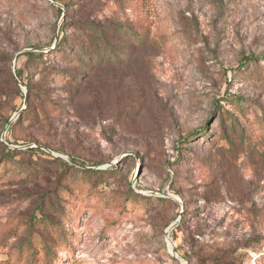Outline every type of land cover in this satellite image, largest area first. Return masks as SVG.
I'll use <instances>...</instances> for the list:
<instances>
[{"label": "rangeland", "instance_id": "374dc122", "mask_svg": "<svg viewBox=\"0 0 264 264\" xmlns=\"http://www.w3.org/2000/svg\"><path fill=\"white\" fill-rule=\"evenodd\" d=\"M62 37L89 57L56 52ZM8 148L22 166L0 173V262L31 264L17 247L53 240L50 221L73 233L63 264H264V0H0V163ZM76 182L148 198L124 219L76 192L71 226Z\"/></svg>", "mask_w": 264, "mask_h": 264}, {"label": "trees", "instance_id": "16d2710c", "mask_svg": "<svg viewBox=\"0 0 264 264\" xmlns=\"http://www.w3.org/2000/svg\"><path fill=\"white\" fill-rule=\"evenodd\" d=\"M71 3L67 4L68 8H71ZM60 11V9H59ZM61 31V30H60ZM88 41L83 43L82 41L78 43H74L71 47L68 44V41L65 37H62L61 42L59 46H57L56 52H60V54L67 53L68 50H72L69 55L73 57V63H81L82 60L81 58L83 57H89L88 54H86V47ZM87 45V46H86ZM73 47V48H72ZM23 55L28 59V60H33L37 63L40 64V66H44V57H46L48 54L46 52H41V51H32V50H27L23 53ZM257 57L251 56L248 58V62L255 60ZM56 74L59 77V80L62 82L66 81H71L72 79V74H69L65 71L62 73H59L56 71ZM16 76L18 79L23 83V71L21 69H16ZM26 87H29L26 84H24ZM30 88V87H29ZM31 91V89H30ZM29 91V92H30ZM44 96H40V101L41 104L38 106L39 108L41 107L43 110L42 112L46 113L47 115L50 114H55L58 112V105L53 104V102H47L48 100V92L46 90L41 91ZM31 94L28 98H31ZM238 104V108H240ZM28 107L24 110L22 116L26 114V110ZM224 131L222 132V134ZM222 136V135H221ZM215 139H218L217 136L214 137ZM28 152H42V153H47L45 152L41 146L37 147H30L27 149ZM19 151L15 149L8 148L7 149V158L5 161L0 163V173H7L6 169H11L12 171H17V168L14 166H18V168H21L22 164L17 162V154ZM63 165L79 170L83 172L85 175L89 174H97V173H104L102 170H97L95 168H92L91 166H96L97 163H91L89 164L88 162L85 161H80L79 159L75 157H70V163H67L65 161H62ZM6 168V169H5ZM19 170V169H18ZM10 173V172H9ZM77 182L75 183L74 187L71 189H66L64 190L66 192V198H68V210L65 212L64 217L66 220L71 221V226L74 225V223L77 220V213L81 211L79 199L77 198L78 195L75 193L78 192V194H81L82 196H87L86 199L88 200L87 207L90 205V202L95 200L98 204L104 205V207H111L115 205L117 210L120 212V217L126 219L127 215L131 214L132 211H134L133 207L129 206L131 201H134L136 206V201L140 200L139 202L142 201L144 198H148L146 196H143L141 194H134L132 190H130V193L127 195H124L122 197V202L119 201V199H109L106 200L104 197H102L100 194L97 192V188H91L89 193H85L83 189V185L79 184L77 186ZM76 189H78L76 191ZM150 200V199H149ZM142 203V202H141ZM64 205V204H63ZM131 209V210H130ZM70 223V222H68ZM50 221L47 222L45 225V228L43 229V232H46V234L49 233H54V239L51 240L49 238H45L43 235L40 234V231L35 233V236L33 237V234L29 238L28 241L24 242L23 244L19 245L17 247L18 249V261L22 260L24 257L26 258L27 256L31 259V264H63L64 261L68 258V254L71 251V243H72V238H73V233L72 232H67L66 229L68 226H66V222L64 225L61 226H49ZM179 224H176L175 227H177ZM66 226V227H65ZM55 228V229H54ZM175 240V238H173ZM25 254L27 256H25ZM65 255V257H64ZM17 262L13 259H8L5 261L0 262V264H16Z\"/></svg>", "mask_w": 264, "mask_h": 264}, {"label": "water", "instance_id": "95a60500", "mask_svg": "<svg viewBox=\"0 0 264 264\" xmlns=\"http://www.w3.org/2000/svg\"><path fill=\"white\" fill-rule=\"evenodd\" d=\"M30 50V49H29ZM15 77H16V80L22 85V86H24L25 88H27L25 85H23L22 84V82L18 79V77L16 76V73H15ZM26 103H27V96L25 97V101H24V104L26 105ZM25 108H22L20 111H19V114L24 110ZM18 114V115H19ZM10 123H11V121H9V123H8V126L10 125ZM29 146H35L34 144H30ZM47 151H49V152H52L53 153V151H51V150H49V149H46ZM56 156L57 157H60V158H63V159H65L66 160V158L63 156V155H61V154H59V153H57L56 154ZM173 242V241H172ZM173 244H174V242H173ZM174 251H175V249H174ZM176 257L177 258H179V259H181L182 261H183V258L182 257H180V256H178V255H176Z\"/></svg>", "mask_w": 264, "mask_h": 264}, {"label": "bare ground", "instance_id": "6f19581e", "mask_svg": "<svg viewBox=\"0 0 264 264\" xmlns=\"http://www.w3.org/2000/svg\"><path fill=\"white\" fill-rule=\"evenodd\" d=\"M174 247V246H173Z\"/></svg>", "mask_w": 264, "mask_h": 264}]
</instances>
